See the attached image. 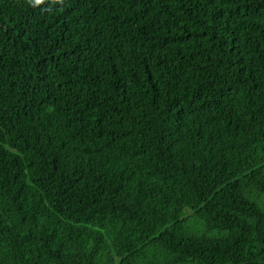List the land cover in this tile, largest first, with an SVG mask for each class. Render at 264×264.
I'll return each instance as SVG.
<instances>
[{
	"label": "trees",
	"instance_id": "obj_1",
	"mask_svg": "<svg viewBox=\"0 0 264 264\" xmlns=\"http://www.w3.org/2000/svg\"><path fill=\"white\" fill-rule=\"evenodd\" d=\"M0 264H264V0H0Z\"/></svg>",
	"mask_w": 264,
	"mask_h": 264
},
{
	"label": "clouds",
	"instance_id": "obj_2",
	"mask_svg": "<svg viewBox=\"0 0 264 264\" xmlns=\"http://www.w3.org/2000/svg\"><path fill=\"white\" fill-rule=\"evenodd\" d=\"M29 2L32 3L33 0H29ZM34 3L35 4H40V3H42V0H34Z\"/></svg>",
	"mask_w": 264,
	"mask_h": 264
}]
</instances>
